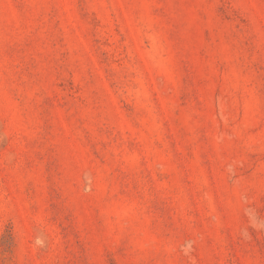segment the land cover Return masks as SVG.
I'll use <instances>...</instances> for the list:
<instances>
[{
  "label": "rangeland",
  "instance_id": "obj_1",
  "mask_svg": "<svg viewBox=\"0 0 264 264\" xmlns=\"http://www.w3.org/2000/svg\"><path fill=\"white\" fill-rule=\"evenodd\" d=\"M0 264H264V0H0Z\"/></svg>",
  "mask_w": 264,
  "mask_h": 264
}]
</instances>
